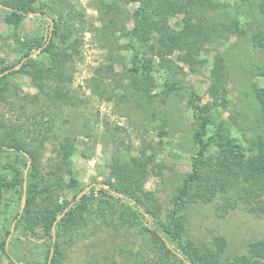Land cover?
<instances>
[{
  "label": "rangeland",
  "instance_id": "1",
  "mask_svg": "<svg viewBox=\"0 0 264 264\" xmlns=\"http://www.w3.org/2000/svg\"><path fill=\"white\" fill-rule=\"evenodd\" d=\"M66 1L67 4L49 6V0H41L37 11L58 20L59 15L53 14L52 7L62 10L65 17L64 23L58 26V34H72V38L77 40L78 52L70 51L73 56L66 66L65 75L76 105L59 109L52 106L51 110L59 111L61 115L41 157L42 171L45 175L51 172L59 145L66 139H74L73 179L79 186L63 190L60 199L63 204L71 202L88 186L92 188L103 186L108 181L114 182L113 169L117 165L132 166L133 160H140L139 169L146 170L141 180L145 191L150 194V205L166 222L176 208L175 199L185 178L192 173L198 156L199 145L194 139L197 128L194 106L212 102L208 93L211 56L222 54L229 82L228 105L215 112L216 124L212 125L208 137L218 130L219 120L224 121L225 132L243 149H250L264 136V121L255 97V90L264 87L258 70L262 62L260 53L253 51L247 36L226 31L222 25L216 26L223 23L230 28L234 19L243 18L240 0L213 1L208 7L206 14L211 19L209 23L213 27L214 40L207 45L208 53L199 55L200 59L208 61L206 64L187 65L180 61L178 52L156 57L151 51L144 53L143 48L137 77L132 71V61L139 47L132 36L136 27L134 13L142 7L140 3L126 0ZM221 3L228 6L222 8ZM5 16L6 12L0 10V72L20 70V60L28 49L35 54L32 58L48 66L49 54H37L35 46H23L29 41L46 42L51 29L47 16L30 15L18 27L6 24ZM185 19L186 14L180 13L170 18L169 26L182 31ZM147 68H152L149 83L144 82L146 75L143 73ZM7 81L11 90L5 95L7 99L0 102V117L9 126L18 119L19 100L36 94L37 90L25 75L16 74ZM167 84L173 87V91H168ZM140 88L143 89L140 91ZM161 128L166 135L160 133ZM27 140L32 143L29 138ZM219 155L216 150H211L207 158L211 156L217 162ZM8 163L17 164L25 171L23 163L30 164V168L32 161L27 163L21 156L17 159L0 155V174L12 180L2 169ZM64 181L67 186L71 183L68 177ZM42 190L40 184L37 191L41 193ZM244 193L240 186L227 194L237 206L226 213L223 211L226 195L221 193L209 202L199 199L194 203L190 197L186 198L187 202H181L178 209L184 222L179 241L182 246L193 243L210 250L220 262L226 263L247 254L249 243L264 241V215L257 216L243 208ZM85 196L94 201L92 212L104 207L99 204L101 196L98 189L93 193L90 189ZM22 202L20 187L5 190L0 196V264H13L1 249L4 241H9L8 251L18 264H48L53 232H47L41 225H22L10 238L7 236L15 223L14 218L23 211L25 204ZM38 203L43 204L41 196ZM40 207L43 208L42 205ZM59 216L63 218L64 215ZM102 221L101 217L97 218L89 229L81 225L83 228L78 232L59 229L57 222L55 236L58 239L61 235L63 252L59 264H160L164 248L154 240L150 241L144 230L148 226L145 220L140 218L137 225L126 230L120 228L122 233L112 227L107 232L102 231L103 226L97 230L94 226L102 224ZM116 233L117 243L113 244L112 236ZM217 238L226 239L225 251H220ZM166 243L179 254L180 259L183 257L180 243Z\"/></svg>",
  "mask_w": 264,
  "mask_h": 264
},
{
  "label": "trees",
  "instance_id": "2",
  "mask_svg": "<svg viewBox=\"0 0 264 264\" xmlns=\"http://www.w3.org/2000/svg\"><path fill=\"white\" fill-rule=\"evenodd\" d=\"M49 1L51 2H48L49 6L67 4L66 0ZM126 1L129 3L139 2L142 6L134 13L136 27L132 36V39L136 38V45L139 47L132 61L134 63L132 71L136 77L140 74L142 65L140 53L143 48L144 53L151 51L156 57H163V54L171 56L178 52L180 53V61L191 66L195 63L206 64L208 62L199 58L200 53H208L207 45L214 40L213 27H210V18L206 13L213 1L221 2L220 0ZM40 2L41 0H0V5L4 7L0 10L6 12V24L18 27L30 15L39 11ZM240 4L243 12L242 19H234L230 28L223 23H218L216 26L222 25L226 31H235L248 37L253 51L260 53L262 62L261 65H258V70L264 81V0H240ZM220 6L226 8L228 5L221 3ZM147 7H151V9H145ZM5 8H10V11ZM52 11L53 14L59 15V19L52 17L55 24L51 39H49V35L45 43L29 41L23 44L24 47L31 45L38 50L41 49L42 54H49V65L46 66L43 61L30 57L32 53L28 49L23 59L20 60V70L10 71L6 69L0 72L2 74L5 71H10V73L0 77V102L7 99L5 95L11 90V85L7 80L16 74L29 77L32 87L37 90L36 94L28 95L26 99L19 100V107L16 106L19 111L18 119L12 124L8 126L0 117V155L15 156L17 159L21 156L27 163L30 159L32 161L30 168L23 163V167L28 168L27 198L23 211L17 214L13 220L15 231L22 225L25 227L41 225L47 232L52 233L57 218L59 215H64L57 224L59 229L62 228L67 231L73 229L76 232L81 230L82 226L89 229V226L95 224L93 221L101 217L103 219L102 224L94 226L97 227V230L100 231L103 226L102 231L107 232V229L111 230L109 227H112L122 233L121 229L126 230L132 225H137L141 218L148 223L144 230L149 234L150 241L154 240L164 248L160 264H175L174 261L180 262V264H264V241L249 243L246 246L247 254L236 256L234 261L226 263L220 262L218 257L208 249L197 247L193 243L182 246L179 242L182 239L184 222L178 207L181 202H187L186 198L188 197L194 203L199 199L209 202L218 194H224L226 197L223 198V211L226 213L228 209L237 206L234 204L233 198L227 197V194L232 189L241 186L242 191L246 192L242 198L243 208L249 209L251 213L257 216L264 215V136L260 137L250 149L245 146L243 149L236 139L231 138L225 132L224 121L219 120L218 130L214 135L208 137L212 125L216 124L215 112L225 109L228 105L227 85L229 77L225 59L219 53L211 56L212 63L209 72L211 85L208 93L212 102L199 103L194 106L197 111V128L194 139L199 145L198 156L193 164L192 173L185 178L175 199L174 206L176 208L166 222L161 220L158 212L150 205L148 198L150 194L145 191L144 181L141 180L145 177L146 170L139 169L138 162L140 160L137 159L133 160L132 166L117 165L113 169L114 182L108 181L103 186L97 185L91 188V193L98 189L101 196L98 200L99 204L104 205L97 211L92 212L91 206L94 201L87 196L77 201V197L82 191L71 202L60 203L65 188L77 189L79 186L73 179V156L76 148L74 139H66L59 145L53 160L55 164L48 174L43 173L40 161L46 144L52 139L61 115L59 111L51 110L52 106L59 109L64 106L74 107L76 105L75 96L70 91L65 75L66 66L73 56L70 51L78 52L77 40L72 38V34L70 36L67 33L58 34V26L64 23L65 16L62 10H56L52 7ZM180 13L186 14L184 28L182 31L173 30L169 26V20ZM40 14L44 17L47 16L45 13ZM57 42L59 46H57ZM143 67L146 66L143 65ZM145 72L143 73L146 75L144 82L149 83L152 78V68H147ZM167 87L169 92L173 91L172 86L169 87L167 84ZM142 89L140 88V91ZM255 97L259 101L261 119L264 121V87L255 90ZM160 133L166 135L162 128ZM211 150L220 153L217 162H214L211 156L207 158V154ZM25 153L30 158L26 157ZM2 169L12 177V180L0 174V196L5 190L17 189L18 187H20L21 196H23L24 168L17 164L8 163L4 164ZM65 177L71 180L68 186L64 181ZM40 184L43 186L41 193L37 191ZM40 196L43 204L38 203ZM253 204H259V206L255 207ZM41 205L43 208L40 207ZM66 208H69L67 213H65ZM58 233L61 234L60 231ZM10 235L11 230L7 232V236ZM106 235L109 234L106 233ZM117 237V233L112 236L113 244L117 243L115 241ZM51 239L50 254L54 250L51 264H59L63 253L61 235H58V239L55 241H53V237ZM166 241L180 243L183 250L181 259L174 249L167 246ZM216 243L220 251H225L226 239L217 238ZM1 249L11 263L18 264L9 253L6 241L1 244Z\"/></svg>",
  "mask_w": 264,
  "mask_h": 264
},
{
  "label": "water",
  "instance_id": "3",
  "mask_svg": "<svg viewBox=\"0 0 264 264\" xmlns=\"http://www.w3.org/2000/svg\"><path fill=\"white\" fill-rule=\"evenodd\" d=\"M0 8H4V7H2V5H0ZM6 10H8V11H10V8H5ZM32 15H41V14H38V13H33ZM49 20H50V22H51V29H50V37H49V39H51V37H52V35H53V30H54V20H52L51 18H48ZM42 52V50L41 49H39L38 51H37V54H39V53H41ZM35 56V54H32L30 57H34ZM8 73H10V71H5V73H2V74H0V77H2V76H4V75H6V74H8ZM25 156L26 157H28V158H30L29 157V155L27 154V153H25ZM30 161H31V159H30ZM30 165V164H29ZM29 165H28V168H29ZM28 168L25 170V182H24V195H23V203L25 204L26 203V197H27V195H26V189H27V182H28ZM91 189V186H88L85 190H83L79 195H78V197H77V201H79L83 196H85L88 192H89V190ZM68 212V209H66L65 210V213H67ZM20 217V216H19ZM61 218H62V216H59L58 218H57V221L54 223V225H53V229H52V231H53V241H55V239H56V236H55V232H56V224H57V222L59 221V220H61ZM15 232V223L13 224V226H12V228H11V235H10V237L13 235V233ZM9 237V238H10ZM8 242L9 241H7V246H8ZM168 246H170V245H168ZM53 256H54V250H52L51 251V254H50V258H49V264H51V261H52V259H53ZM188 264H191V263H188Z\"/></svg>",
  "mask_w": 264,
  "mask_h": 264
}]
</instances>
